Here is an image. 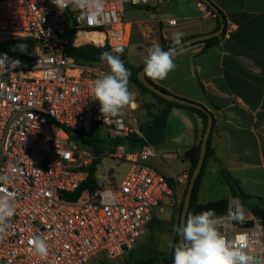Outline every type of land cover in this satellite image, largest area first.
Returning <instances> with one entry per match:
<instances>
[{"label": "built area", "instance_id": "2783aa9c", "mask_svg": "<svg viewBox=\"0 0 264 264\" xmlns=\"http://www.w3.org/2000/svg\"><path fill=\"white\" fill-rule=\"evenodd\" d=\"M149 2L106 0V18L96 26L78 22L77 12L60 13L51 0H0V174L10 175L0 187L16 193L11 227L0 235V264H90L99 255L116 261L136 246L164 198L189 184L188 172L172 175L171 185L151 165L160 156L142 131L136 106L119 117L101 115L91 88L106 71L66 54L70 44L125 51L133 32L127 8ZM198 6L206 4L199 0ZM207 16L217 14L209 9ZM101 126L112 132L111 140L135 135L142 141L136 149L120 144L107 153L130 163V170L119 186L99 183L78 201L64 200L87 181L92 163L103 160V153L80 144ZM245 210V221L234 223L228 236L248 233L255 254L264 258V225ZM34 235L46 239L47 257L31 247Z\"/></svg>", "mask_w": 264, "mask_h": 264}, {"label": "crops", "instance_id": "0c3cea01", "mask_svg": "<svg viewBox=\"0 0 264 264\" xmlns=\"http://www.w3.org/2000/svg\"><path fill=\"white\" fill-rule=\"evenodd\" d=\"M160 1L129 6L126 11L127 20L128 14L137 10H146L149 14L148 19L128 20L132 25V40L134 32L137 33L146 45V52L153 43L161 47L163 41L172 43L174 31L184 32L186 40L213 33L220 27L217 17L207 16V5L198 6L199 0ZM210 1L222 12L226 22L218 43L209 49H204L201 43L186 48L176 57L175 70L164 80L153 82L172 95L203 105L215 118L211 134L215 155L205 168L199 203L222 198L233 200L229 187L221 178L222 170L237 180L246 194L264 198V0ZM171 2L175 9L167 18L163 10ZM173 19L177 20V25L169 24ZM133 93L138 95L139 92ZM134 103L138 110L139 103ZM146 104L157 106L158 100L142 93L143 107ZM151 119L148 118V122ZM203 127L202 119L196 114L173 108L162 144L179 143L191 150L198 145ZM191 166L192 162L183 167L180 174L189 173ZM168 171L169 177L164 175L171 179L175 173L170 167ZM213 190L214 194L220 192L223 196H212L211 200L200 202L202 196L214 195Z\"/></svg>", "mask_w": 264, "mask_h": 264}, {"label": "clouds", "instance_id": "9594fccd", "mask_svg": "<svg viewBox=\"0 0 264 264\" xmlns=\"http://www.w3.org/2000/svg\"><path fill=\"white\" fill-rule=\"evenodd\" d=\"M51 3L60 13L66 9L77 12L78 22L86 21L89 25L99 26L106 18V0H51ZM185 35L182 31H174L171 34L172 45L167 50L159 43L148 47L143 61L144 73L148 78L164 80L175 70L176 57L186 51ZM123 51L122 47H116L101 54L100 60L106 63L108 71L101 73L92 84V101L98 102L105 120L119 117L127 107L135 106L134 94L129 90L131 72L120 56ZM9 183L10 175L0 174V185ZM15 212L16 193L0 187V235L11 227ZM245 213L239 198H233L224 215H217L214 209L187 213L182 222L173 228L179 240L168 241V247L173 250L172 264H264V258L255 254V246L248 233L238 234L231 239L228 236V230L234 223L245 221ZM29 243L39 257H47L49 246L45 238L34 235Z\"/></svg>", "mask_w": 264, "mask_h": 264}, {"label": "trees", "instance_id": "16d2710c", "mask_svg": "<svg viewBox=\"0 0 264 264\" xmlns=\"http://www.w3.org/2000/svg\"><path fill=\"white\" fill-rule=\"evenodd\" d=\"M213 6L216 9H218L214 4H213ZM208 8L211 11H213L210 7H208ZM219 12L223 16V14L220 10H219ZM217 20H218L219 26H220V19L218 16H217ZM225 24H226V22H225ZM218 40H219V37H215V38H212V39H209L205 42H200V43L205 45L204 49H209V48L215 46L218 43ZM196 44H198V43H196ZM171 45H172V43H167L166 41H163L162 48L164 50H167ZM191 46H193V45H191ZM111 50L112 49L109 46L97 47L93 44H85V45H82L79 47H74L72 44H70L66 48V54L68 57L73 58L78 63L84 64V65H89V66H94V65H98V64L103 63V61L100 60V56L103 52L111 51ZM120 56H121V59L124 61L126 68H128L131 72L130 82L134 83L138 87V89L140 90L141 93H151L159 101L157 106H154L152 104L144 105V108H145L147 114L152 119L144 128H142V131L144 132L145 136L148 138V140L152 144L157 145V144L162 143L164 141L165 129L167 126V120H168L169 114L173 108H181V109L188 110V111L196 114L199 118L202 119L204 127H203L202 135L200 137V141H199L197 146L192 148V149H195V155H194L193 160L191 161L192 166H191V169L189 172V177L191 179L193 172L196 168V165L198 163L199 157H200L201 143H202L203 133H204L206 126H207L208 116H209V114L212 115V113L210 111H208L207 108L204 106L202 109H197V108L185 106L182 104L169 102V101L159 97L158 95L153 93L151 90H149L147 87H145V85L138 80V73L144 68V64L140 67H133L127 62L125 51H123V53L120 54ZM147 79L153 85L157 86L162 91L169 93L164 88L156 85L152 79H150L148 77H147ZM213 120H214L213 129H214V125H215V118L214 117H213ZM213 129H212V131H213ZM93 138L94 137L91 136V137H88L85 139H81L80 144L84 148H87V147L91 148L92 151L94 152L93 154H95L97 156L101 155L102 153H104V149H106L105 144H104V147H102L98 143V141L96 139H93ZM120 144L127 145V146H130L131 148L136 149L142 145V141L139 140L135 135H132V136L126 137V138H117V139L111 140L109 142V145H110L109 147H111L110 149H112V147L120 145ZM214 155H215V152H214V149L212 148V145H211V136H210V138L208 140V146H207V151H206V156H205L203 168H202V170L198 176V179L196 181L195 188L193 190L191 201H190L189 212H192L193 214L199 213V212H201L203 210H207V209H214L216 211L217 215H224V214H226V212L229 208L230 200L228 198H222V199H218V200L207 202V203H199V200H198V194L200 191V187H201L202 179L204 176L205 168L207 166L209 159L211 157H213ZM98 164H99V161H97V160L92 163V165L88 168L90 173H89V177H88L87 181L75 193L67 194L66 197H64V200L72 201V202L78 201L82 197H84L88 192L95 191L99 188V182L97 181V176H96ZM221 178H222L223 182L229 187L232 198H239L242 205L245 208H247L253 215H255V217L260 219L264 225V198L254 197V196H250V195L246 194L244 192V190L241 188L238 181L235 180L225 170L221 171ZM170 184L173 185V182L171 179H170ZM187 188H188V185L185 189L184 199H183V202L181 204V207H183V204H184ZM180 212H181V209H180ZM179 222H180V214H179L177 223H179ZM150 225H153L155 227L158 225L161 227L163 226L162 221L159 220L156 216L154 217V219ZM245 225L251 226L252 223L248 222V223H245ZM178 240H179V237H177L175 234L173 242H176ZM172 251L173 250L171 249V251H170V263L171 264H172ZM165 256H167V255H165ZM156 260H157V256L154 255L152 258L148 259L147 261H140V262H141V264H154L156 262ZM125 264H130V263L126 262Z\"/></svg>", "mask_w": 264, "mask_h": 264}, {"label": "rangeland", "instance_id": "374dc122", "mask_svg": "<svg viewBox=\"0 0 264 264\" xmlns=\"http://www.w3.org/2000/svg\"><path fill=\"white\" fill-rule=\"evenodd\" d=\"M174 5L175 4L171 2L166 6L167 8H164L163 12L166 13L165 17L170 18L172 16L175 9H172ZM127 18L129 21L140 18L148 19L149 14L146 12V10H137L134 11V13L128 14ZM145 47L146 45L144 44L142 38L134 32L132 43L125 50L126 60L131 66L140 67L144 63V58L147 55ZM98 65L101 67V69L105 70L106 72L108 71V67L105 62ZM129 90L132 93L136 90L139 92L138 95H135L134 93L133 94L134 101L139 103L137 113L142 120V128H144L149 123L147 119L150 118V116H148L145 108L142 105V93L138 87L131 82L129 83ZM148 94L152 97H155L151 93ZM111 133L112 132L108 131L104 126H101L99 127V131L96 130L95 134L92 136L94 137L93 139H96L102 147H104V144L106 147L103 153V160L98 166L97 181L101 185L119 186L122 180L128 174L131 164L126 161L112 159L107 155L109 149L111 148L109 147ZM155 146L160 158L152 159L150 163L163 175L165 174L167 177H169L170 173L168 171V167H170L171 171L175 173L174 175H179L183 171V167L191 164V161L186 157L187 152L190 150L187 146H183L179 143L175 144L173 142L168 146H165L162 143H159ZM85 150L91 154L94 153L91 148L87 147ZM209 182H213L212 176L209 177ZM185 189L186 188H182L180 192L175 191L171 197H165L160 206L156 208L155 216L162 221V227L159 225L156 227L153 225L148 226V228L141 235L136 246L129 253H126L122 258L113 262H105V257L99 255L93 258L90 264H125L126 262L130 264H141L140 261H147L154 255L157 256V260L154 264H171V248L168 247V241L170 239L173 241L175 237L173 228L178 221ZM214 192L215 190H213V194ZM212 196L214 198H219L223 195L218 192L217 194L215 193L209 197L202 196L200 198V202L211 200L210 198H213Z\"/></svg>", "mask_w": 264, "mask_h": 264}, {"label": "water", "instance_id": "95a60500", "mask_svg": "<svg viewBox=\"0 0 264 264\" xmlns=\"http://www.w3.org/2000/svg\"><path fill=\"white\" fill-rule=\"evenodd\" d=\"M203 3H205L208 7H210L219 17L220 19V27L217 31L213 32V33H209L206 35H201V36H197V37H192L189 39H186L185 42V47L188 48L191 45H194L196 43H200V42H205L209 39L215 38V37H220L223 32L225 31V19L224 17L221 15V13L219 12L218 9H216L213 6V3L210 0H201ZM138 80L140 82H142L145 87H147L149 90H151L153 93H155L156 95H158L159 97L169 101V102H173V103H178V104H182L185 106H189V107H193V108H197V109H202L203 105L199 104V103H195L180 97H177L175 95L166 93L164 91H162L161 89H159L157 86L153 85L146 77L145 73H144V68L138 73ZM213 116L211 114H209L208 116V122H207V126L206 129L203 133V138H202V143H201V151H200V157L198 160V163L196 165V168L193 172V175L189 181L188 184V188H187V192H186V196H185V200H184V204L183 207H181V212H180V222H182L183 218L186 217L187 213L189 212V208H190V201H191V197H192V193L193 190L195 188V184L196 181L198 179V176L203 168V164L205 161V156H206V151H207V146H208V140L211 136L212 133V129H213ZM195 155V149H191L187 152L186 157L192 161Z\"/></svg>", "mask_w": 264, "mask_h": 264}, {"label": "bare ground", "instance_id": "6f19581e", "mask_svg": "<svg viewBox=\"0 0 264 264\" xmlns=\"http://www.w3.org/2000/svg\"><path fill=\"white\" fill-rule=\"evenodd\" d=\"M88 37L97 40V36L96 35H92V36H88Z\"/></svg>", "mask_w": 264, "mask_h": 264}]
</instances>
